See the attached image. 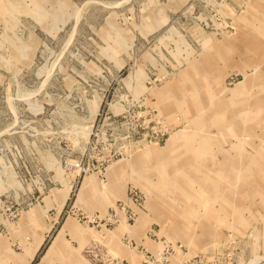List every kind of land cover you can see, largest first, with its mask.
Returning a JSON list of instances; mask_svg holds the SVG:
<instances>
[{"label":"rangeland","instance_id":"obj_1","mask_svg":"<svg viewBox=\"0 0 264 264\" xmlns=\"http://www.w3.org/2000/svg\"><path fill=\"white\" fill-rule=\"evenodd\" d=\"M263 48L264 0H0V264H264Z\"/></svg>","mask_w":264,"mask_h":264},{"label":"bare ground","instance_id":"obj_2","mask_svg":"<svg viewBox=\"0 0 264 264\" xmlns=\"http://www.w3.org/2000/svg\"><path fill=\"white\" fill-rule=\"evenodd\" d=\"M263 50H264V48H263ZM252 56H253V54H252ZM171 90H172V88H171ZM192 96H188V97H192L191 99L194 98V100H197L195 102L194 106L200 111L199 114L201 116L202 115L201 110H202V108H204V106L202 104L204 99L203 100L199 99V97H195L196 95H192ZM208 98L210 99V96H208ZM165 104H169V102L165 103ZM259 106H262V103L259 104ZM203 119L204 118H202L201 120H198L196 122V124H195L196 129H201L204 126L203 125V123H204ZM228 121L229 120L225 117V114L220 113V115H217L216 118H214L213 120H211L209 122V124L220 126L222 124L229 123ZM204 133H206L205 130L202 133H199L197 131L192 133L191 136L188 137V139L183 144L179 145L177 147V149H175V152L173 155H171V156L162 155L160 157L161 159H166L168 161V163L166 165H164L160 159L157 161L156 166L154 167V170L156 171V174L158 175V177L161 176L163 178V180L161 179V182L165 181L164 182L165 187H167L168 189H172V190H174L177 187L181 191L182 196H184V197H187L188 196L187 194H189V191L187 192L184 188H185V185H190L192 183L190 181L191 176L206 175L208 178L212 179V178H214V176L226 177L230 173L233 174L234 170H236V168L232 165L231 160L228 157H226V160L224 159L223 162L216 163V168H210V169L209 168H203V170L200 168V165H199L200 162L197 160L199 158H204V157L207 158V157L211 156V154H212V151H211L212 146H210V144H208V142H210V140L207 139V136L203 135ZM198 139H200V140H198ZM195 140H197V141H195ZM184 153H186V154H184ZM189 155L191 156V158H193L194 162L191 161V158H189ZM258 156H259V154H258ZM183 157L189 158V160L181 163V161H183V159H185ZM255 159H257V158L255 157L251 162L248 161V164L254 162ZM189 167H192L193 169L189 170ZM211 171H212V173H214V172L215 173L211 174L210 173ZM207 174H209V175H207ZM173 175H180L184 179V183L179 184L180 187L178 185H176V183L174 182V181H176V178ZM169 177H170V179H168ZM144 179H145V181L147 180L146 175H145ZM153 188H156L155 184H153ZM185 195H187V196H185ZM211 213H213V210H211ZM60 241H61V239H60ZM57 244L58 243L55 242V245L50 248L49 252H47V256L51 255L52 251L54 250V248ZM37 248H35V253L37 251Z\"/></svg>","mask_w":264,"mask_h":264}]
</instances>
